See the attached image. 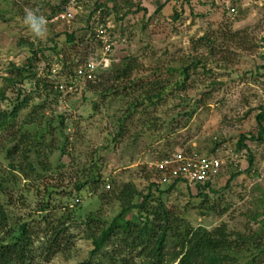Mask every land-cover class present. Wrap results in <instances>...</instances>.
<instances>
[{"label": "rangeland", "instance_id": "1", "mask_svg": "<svg viewBox=\"0 0 264 264\" xmlns=\"http://www.w3.org/2000/svg\"><path fill=\"white\" fill-rule=\"evenodd\" d=\"M212 3L0 0L2 110L22 104L13 130L0 134V205L11 223L26 220L42 230L45 215L54 224H65L71 236L67 247L46 264L88 260L93 247L85 239L87 219H97L92 230L107 227L121 212L115 193L126 184L142 196L160 198L176 219L174 228L225 226L229 234L245 235L259 230L264 137L262 143L247 141L242 150L238 140L241 133L256 134V116L264 110V0H233L232 14L225 5ZM59 8L71 12V21L53 19ZM29 12L32 19L25 23ZM99 23L107 28L111 74L136 63V77L146 78L142 87L95 93L87 91L80 76L74 92L59 94L57 86L79 75L81 52L96 50L93 57L101 56L88 29L96 36ZM67 34H73L74 43L66 41ZM190 57L200 60V67L189 72L182 90L176 89L179 76L168 70ZM29 60L33 79L22 87L9 84L7 79H15L16 70ZM155 70L160 73L151 77ZM43 84L49 86L46 92ZM159 86L167 89L166 97L154 105L144 103V95ZM189 111L194 112L185 116ZM181 150L222 159L220 175L206 188L182 184L169 189L162 166ZM20 167L29 180L17 171ZM77 184L84 185L80 192ZM44 206L45 214L40 211ZM127 216L136 220L139 213ZM249 253L235 264H245Z\"/></svg>", "mask_w": 264, "mask_h": 264}, {"label": "trees", "instance_id": "2", "mask_svg": "<svg viewBox=\"0 0 264 264\" xmlns=\"http://www.w3.org/2000/svg\"><path fill=\"white\" fill-rule=\"evenodd\" d=\"M210 1L213 2V0ZM59 12H61L60 8L55 10V13ZM51 13L54 14V12ZM175 17H180V14H176ZM88 29L92 41H96L94 31L91 27ZM205 39L202 38V40ZM66 41L74 43L73 34H67ZM99 45L101 44L99 43ZM87 51L81 52L83 57L80 58V64L85 63L96 53V50L88 51V53ZM29 62L30 60L27 61L26 66L16 70L15 79L9 78L7 82L22 87L24 83L31 81L34 76L27 68ZM200 64V60L190 57L178 68L168 70V73L175 72L179 76L180 80L175 84L176 89H183L185 81L189 79V72L196 71ZM139 68L140 66L136 63L128 62L114 74H111L109 68L108 72L100 74L95 82H85L84 85L87 91L95 93L103 90L104 93L115 92L116 94L121 89L139 88L145 81L143 79H146L136 77ZM156 73H160V71L155 70L151 77L156 76ZM71 76L74 77V75ZM147 79H149L148 76ZM122 82H127V85L121 88L119 85ZM39 83L36 84V91L40 88L41 83ZM41 87V90L46 92L49 86L43 84ZM56 91L60 94L58 89ZM166 95L167 89L164 86H159L156 93H146L142 100L144 103L149 102L154 105L155 102L163 100ZM5 101V94L0 92V134L13 130L18 108L22 106V104H14L11 112H5L2 110V103ZM135 107V105L132 106V111L135 110ZM193 112L189 111L184 115L191 116ZM256 123L258 128L256 134H240L238 150L246 148L247 141L263 142V108L256 116ZM13 136L15 135L11 137ZM15 141L12 140V142ZM17 169L15 168V170ZM17 171L24 176L25 180L30 179L25 168L20 167ZM93 174L95 175V173ZM182 184L181 180H175L170 183L169 189ZM150 185L160 193L165 192H162L157 184L150 183ZM209 185L210 182L196 186L202 189ZM83 187V184H77L75 189L80 192ZM115 197L121 205V212L107 227L98 225L95 229L97 231L92 230L91 226L97 219L93 216L88 217L85 239L91 241L93 249L88 260L81 264H235L245 251H251L249 260L245 264H264V212L262 213L263 220L259 222L261 223L259 230L249 235L229 234L225 226L214 228L211 231L201 227L196 229L188 227L180 230L174 228L176 219L166 210L160 198H153L150 193L142 196L131 184L124 185L120 191L115 193ZM138 197L140 201L135 203V199ZM134 210L139 213L137 221L133 220L131 216H127ZM40 211L45 214L47 206H44ZM47 218L45 215L41 217L45 224V228L42 230L39 229V226L30 225L26 220L11 223L10 217L0 205V264H46L57 254L62 253L71 236L66 232L67 228L64 223L54 224ZM107 246L111 248L110 251H105Z\"/></svg>", "mask_w": 264, "mask_h": 264}, {"label": "built area", "instance_id": "3", "mask_svg": "<svg viewBox=\"0 0 264 264\" xmlns=\"http://www.w3.org/2000/svg\"><path fill=\"white\" fill-rule=\"evenodd\" d=\"M213 3L225 5L231 14L235 12V9L232 7L233 0H213ZM75 6L77 5L75 4ZM72 18L71 12L65 9L53 19L68 23ZM96 28L98 32L96 39L101 44L100 46L102 48L101 56L97 58L91 57L82 65L83 67L79 66L81 68L77 77L69 76L65 86L59 85L56 87L60 92L64 94L74 92L76 90V79H80V76L84 82H95L100 74L105 73L110 68L111 60L109 55L111 49L107 44L109 39H106L105 36L107 28L102 24H99ZM240 156L241 155L232 154L234 159ZM223 166L224 162L220 158L199 156L195 152L181 150L166 160L162 167H164L168 173L167 183L181 180L183 184L202 185L217 178Z\"/></svg>", "mask_w": 264, "mask_h": 264}, {"label": "clouds", "instance_id": "4", "mask_svg": "<svg viewBox=\"0 0 264 264\" xmlns=\"http://www.w3.org/2000/svg\"><path fill=\"white\" fill-rule=\"evenodd\" d=\"M31 19H32V13L29 12V13L27 14V16H26L25 23H28L29 20H31Z\"/></svg>", "mask_w": 264, "mask_h": 264}]
</instances>
